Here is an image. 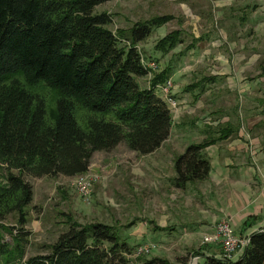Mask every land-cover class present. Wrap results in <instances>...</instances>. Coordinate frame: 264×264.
<instances>
[{
    "label": "trees",
    "instance_id": "trees-1",
    "mask_svg": "<svg viewBox=\"0 0 264 264\" xmlns=\"http://www.w3.org/2000/svg\"><path fill=\"white\" fill-rule=\"evenodd\" d=\"M110 0H0V222L17 213L21 225L13 246L0 234V264H114L131 248L113 226L81 225L68 219L69 229L48 247V255L24 260V209L33 201V178L74 177L89 171L93 155L120 144L140 156L154 153L170 137L172 113L158 97V87L171 78L170 67L147 77L138 45L152 27L171 16L110 29L112 18L96 8ZM182 41L180 31L159 39L154 50L169 54ZM203 79L184 91L200 88ZM172 98V97H171ZM207 137L188 145L173 162L176 189L206 181L210 162L206 149L226 141L238 127L227 122ZM150 224H153L151 221ZM155 231H167L153 225ZM10 231L0 225V232ZM22 232V233H21ZM202 249V248H201ZM199 264H264V229L250 235L240 258L227 260L198 252ZM143 264H172L164 258Z\"/></svg>",
    "mask_w": 264,
    "mask_h": 264
},
{
    "label": "rangeland",
    "instance_id": "rangeland-1",
    "mask_svg": "<svg viewBox=\"0 0 264 264\" xmlns=\"http://www.w3.org/2000/svg\"><path fill=\"white\" fill-rule=\"evenodd\" d=\"M95 12L110 14V29L115 33L155 17H172L166 24L152 27L148 39L138 45L144 61H153L159 70L170 67L172 72L168 93L156 91L169 103L172 128L155 157L173 158L180 147L200 143L207 131L212 133L208 126L215 129L229 122L238 127L237 132L218 143V148H209L210 154L239 150L243 156L236 160L228 156L230 162L254 171L263 184L260 190L264 189V0H110ZM176 30L181 33V46L167 55L154 50L159 39ZM203 79H211L202 83L203 92L200 88L184 91ZM148 80L137 79L141 88L148 87ZM235 144H240L239 149ZM151 158L146 160L124 144L108 153H95L88 171L95 179L88 200L78 195L73 179L25 176L34 196L24 209L22 231L27 242L23 261L48 255V247L69 229L68 219L119 230L131 248L129 254H123L128 264H143L137 257L145 248L148 252L142 253L143 259L159 257L172 264H199L195 255L201 250L206 255L215 248L222 255L220 246L202 244L203 237L212 233L199 231L197 222L203 215L198 211L213 216L240 207L248 200L243 193L246 186L237 183L232 190L224 182L220 188H211L206 182L183 190L181 199V190L168 181L171 168L153 171L146 163ZM172 173L175 176L173 166ZM4 175L0 172V179ZM252 181H256L254 177ZM166 186L169 191L165 192ZM18 218L14 213L0 222L11 229L0 232L11 246L21 226ZM220 219L229 221L238 240H249L245 235L253 220L237 229L232 216ZM153 225L171 230L155 231ZM114 264L123 263L117 259Z\"/></svg>",
    "mask_w": 264,
    "mask_h": 264
},
{
    "label": "crops",
    "instance_id": "crops-1",
    "mask_svg": "<svg viewBox=\"0 0 264 264\" xmlns=\"http://www.w3.org/2000/svg\"><path fill=\"white\" fill-rule=\"evenodd\" d=\"M178 46H181V43ZM222 142H224V141H222ZM219 143H221V142H219ZM163 144L154 153L146 155V156H141V157H144L146 160H148V158H151L153 156L151 158L152 161L146 162L147 165H149L148 167H150L153 171H160L162 173L163 169L171 168V173H170V177L168 180L170 183L171 179L174 177V174L172 173V166H173L174 158L176 156L182 154L187 146L185 145V146L180 147L179 151H177V153L174 152L175 157H173V158L163 159L160 157H155V156H157L158 152L163 148ZM216 145H213V146H210L207 148L208 150H207L206 154H207L209 162H210V173H209L208 179L202 183L204 184L207 182L209 185H211V188H220V185H222L224 182H227L226 183L227 186L229 187V189L231 188L232 190L235 187L234 185H236L237 183H238L237 186L245 185L246 191H244L243 193L247 197L248 200L247 201L245 200L244 204H241L240 207L239 206L236 208L231 207L230 211L222 212L219 214L215 213V215H213L214 217L210 216V215L202 214L201 212H203V211H201V210L198 211V213L200 215H203L201 218H199V221L197 222L199 231L204 233V232L210 230V232L213 233L215 225L219 222V219L222 218L223 216L228 215V216L233 217V219L235 221L234 223H235L237 229L239 226L241 228V225L244 223L248 224L249 222L251 223V220L254 221L253 226L251 225L252 227L247 228L246 232H248V233L245 235V237L248 238L254 232H257L261 229H264V198H263L264 194L262 193V192H264L263 191L264 189L260 190L262 188L260 186L263 185L261 183V178H256L257 175L255 173H253L254 171H252V170L250 171V168H247V167L243 168V167H241V165H237V164L230 162V161H232V159H229L228 156L232 157L235 160L237 157L241 158L243 156V155H241V153H239V150L236 152H233V153L227 152L228 154L225 152L223 154L217 153L216 155H211L210 154L211 149H209V148H214V149L218 148V146L215 147ZM234 147H235V149H239L240 144H238V145L235 144ZM244 165H247V163H245ZM253 177L256 180L254 182L252 181ZM242 181H244L245 183H242ZM202 183H195V184L186 185V187L184 189H181V192H182L181 193V199L183 197V190H186L188 187L190 189V188H192V186L202 184ZM253 185H257V187L255 188ZM164 191L165 192L169 191V187L166 186ZM206 211L207 210H205L204 212H206ZM220 220H222V219H220ZM201 221H203V222H201ZM152 222L154 223L153 220H152ZM183 227H184V225H183V223H181V228H183ZM162 228H165V227H162ZM232 230H233V228H232ZM186 231L187 230L185 228H183V232H186ZM233 232H234V230H233ZM234 234H235V232H234ZM203 250H205V249H203ZM243 251H244V249L237 251V253L234 254V256L231 260H236V259L240 258ZM202 254H203V251H202ZM206 255L207 256H214L216 258L221 257L220 253H218V251L215 248L213 251L211 250V252L209 250V252ZM199 263H201V258H200Z\"/></svg>",
    "mask_w": 264,
    "mask_h": 264
},
{
    "label": "built area",
    "instance_id": "built-area-1",
    "mask_svg": "<svg viewBox=\"0 0 264 264\" xmlns=\"http://www.w3.org/2000/svg\"><path fill=\"white\" fill-rule=\"evenodd\" d=\"M142 64L149 70V74L147 77H152V72L157 69V65L151 61L147 62L142 59ZM171 86V82L168 81L164 86L158 87V90L161 92L167 90L165 94L168 93L169 87ZM171 103V107L175 108L174 103L169 100ZM169 104V103H168ZM94 177L87 172L86 174L78 175L73 178L72 183L74 188L76 189L78 195L85 200H88L93 191ZM203 245H218L222 248L223 253L221 258L231 260L237 251L245 249L248 244V240H238L232 230L231 224L229 221L222 219L220 220L214 228V231L210 235H205L202 240ZM148 249H144L139 252L140 255L142 253H147Z\"/></svg>",
    "mask_w": 264,
    "mask_h": 264
}]
</instances>
